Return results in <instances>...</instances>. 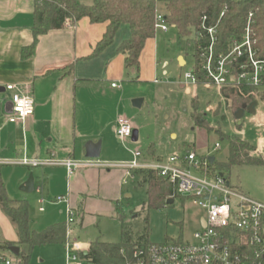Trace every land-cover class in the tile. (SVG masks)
Returning <instances> with one entry per match:
<instances>
[{"label": "rangeland", "instance_id": "rangeland-1", "mask_svg": "<svg viewBox=\"0 0 264 264\" xmlns=\"http://www.w3.org/2000/svg\"><path fill=\"white\" fill-rule=\"evenodd\" d=\"M128 34V27L122 25L114 41H122ZM192 53V44L186 38H179L175 29L168 28L165 33L157 31L140 55L138 70L126 69L123 78L115 81L121 86L124 97L114 115L117 120L126 119L130 122L132 131L137 133V140L129 138L121 141L109 131L104 136V148L96 161L108 165L111 171V177L100 193L112 202L98 203L96 206L105 209L83 215L81 225V213L73 210L74 225L70 229V240L82 250L95 241L119 243L122 226L129 228L135 239L147 235L151 244L181 239L187 241L199 228L203 210L181 196L160 209H148L147 186L141 183L140 174L138 171L126 174L124 169L133 161L136 153L140 154L137 159L139 164L157 162V157L165 162L171 155H183L187 151L194 152L201 160L213 157L216 162H225L228 155L227 140L215 131L207 132L193 123L192 101H197L198 110L205 114L210 128L225 136L235 135L244 139L264 159V103L257 102L253 113L244 112L240 120L241 128H237L233 111L225 106L215 88L185 83L183 74L193 63ZM179 59L186 61V67L179 63ZM262 91L264 88L259 90ZM135 100L142 101L139 108L133 106ZM216 143L220 145L217 151L214 150ZM213 169L216 170V167ZM56 170L50 169L44 173L42 180H47L49 175V178H56L57 182L48 186L43 206L37 204L38 196L34 193L26 196L30 226L37 231L57 223L65 224L67 220L66 204L51 202L66 197L54 194L60 185L65 188L63 173ZM224 174L232 187L255 200L264 201V166L235 167ZM91 206L95 207V204L91 202ZM39 208H43V213L38 211ZM22 251L26 252L27 248L23 247ZM5 255L11 258L12 264H16V256L8 252ZM0 264L5 262L0 260ZM29 264H65V249L59 245L35 247L31 251Z\"/></svg>", "mask_w": 264, "mask_h": 264}, {"label": "crops", "instance_id": "crops-1", "mask_svg": "<svg viewBox=\"0 0 264 264\" xmlns=\"http://www.w3.org/2000/svg\"><path fill=\"white\" fill-rule=\"evenodd\" d=\"M33 12L34 0H0V177L9 199L26 201V196L34 193L38 196L37 204L43 206L48 186L57 182L49 175L47 180H42L44 173L57 169L63 173L65 188L60 185L54 194L66 195L63 197L66 201L61 203L66 204V209L81 213V225L83 215L105 209L96 205L112 202L100 193L111 171L108 165L96 159H86L84 145L100 142L101 154L104 136L108 131L115 133L119 119L114 113L124 94L119 84L111 85L126 73L124 56L117 52L123 40L114 41L101 54L91 57L106 25L91 24L86 18L67 20L62 28L38 36L32 55L22 58V49L34 42ZM6 86H13L14 90L8 91ZM114 90L118 92L112 93ZM14 94L29 96L33 101L34 113L24 122H8ZM23 159L40 162L90 160L99 166L80 169L68 176L61 166H22ZM156 159L160 161L161 157ZM30 174L34 179V191L26 194L19 187ZM38 211L43 213V208ZM4 242L22 251L16 228L0 208V243ZM59 246L64 248V245ZM5 252L8 249L0 250V260L6 257ZM9 260L12 262L11 258Z\"/></svg>", "mask_w": 264, "mask_h": 264}, {"label": "trees", "instance_id": "trees-1", "mask_svg": "<svg viewBox=\"0 0 264 264\" xmlns=\"http://www.w3.org/2000/svg\"><path fill=\"white\" fill-rule=\"evenodd\" d=\"M161 10L170 28L175 29L179 38H186L192 44L195 52V62L198 63L197 47H205L207 41H196L194 36L199 31L200 19L206 17L207 26H217L218 45L216 52L228 48L232 38L239 39L248 21L254 49L260 57H264V0H34V42L21 51V57L31 56L38 36L60 29L65 21L86 18L91 24H105V32L96 44L91 57L98 56L110 47L122 25L129 29V37L123 40L117 52L124 56L126 69H137L140 55L147 41L154 39V17L156 9ZM222 15V16H221ZM250 17V19H249ZM197 67V66H196ZM198 84L205 79L197 68ZM221 96L225 106L233 111L237 128H241L235 114L243 105L264 103V92L255 88L241 87L238 89H222ZM191 118L193 123L207 132L215 131L228 142V155L225 162L209 163L212 174H223L232 168L248 165L264 166V159L255 153V148L244 139L235 136H225L220 131L208 126L205 114L198 110L197 101H192ZM214 115H217L215 113ZM223 118V117H222ZM214 166L216 170L213 169ZM141 183L147 186V208L160 209L167 200H174V186L153 170H140ZM0 208L4 215L16 228L18 245L26 247L15 258L16 264H29L33 248L46 245H64L65 224L57 223L41 232L30 228L28 203L22 200H11L7 197L5 186L0 177ZM151 243L147 235L134 238L130 229L122 226L119 243L110 244L91 242L86 247V255L80 257L89 264H128L132 263V252L136 247H147ZM12 244L0 243V250L7 251Z\"/></svg>", "mask_w": 264, "mask_h": 264}, {"label": "built area", "instance_id": "built-area-1", "mask_svg": "<svg viewBox=\"0 0 264 264\" xmlns=\"http://www.w3.org/2000/svg\"><path fill=\"white\" fill-rule=\"evenodd\" d=\"M160 1L154 0L157 6ZM164 18V14L157 8L154 17L155 32L168 31L169 26ZM249 23L248 21L239 39L232 38L226 50L216 52L217 26H207L206 17H202L194 38L196 41L205 39L207 45L204 48L200 45L197 47L198 63L195 62L193 51V63L183 74L185 83L199 85L196 75L199 68L205 79L202 85L215 88L220 96L222 89L251 87L259 91L264 88V57H260L254 49ZM111 87H116V84ZM6 90L12 91L14 87L6 86ZM33 113L31 97L21 94L12 96L8 122H24ZM132 132L128 120L117 121L115 133L121 141L132 138ZM219 149L220 145L216 143L214 150ZM139 157V153L134 154L133 161L124 167L126 174L140 170L158 172L174 186L173 197L181 196L190 200L203 210L204 216L200 218L199 228L189 240L136 247L132 252L133 262L128 264H264V201L255 200L232 187L223 174H212L208 168V158L198 159L194 152L187 151L181 156L172 155L165 162L150 164L137 163ZM20 165L61 166L68 176L80 169L99 166L90 160L71 159L44 162L23 159ZM65 201V198L59 197L52 203ZM201 220L204 222L203 226ZM73 224V211L67 208L65 264H89L80 257L86 250L69 240ZM1 260L5 264H12L6 257Z\"/></svg>", "mask_w": 264, "mask_h": 264}, {"label": "water", "instance_id": "water-1", "mask_svg": "<svg viewBox=\"0 0 264 264\" xmlns=\"http://www.w3.org/2000/svg\"><path fill=\"white\" fill-rule=\"evenodd\" d=\"M182 62L184 64L183 59H179V63H182ZM132 104H133V106L139 108L142 104V101L141 100H135L132 102ZM255 105H249V106L243 105L241 107V109L236 112L235 118L238 120V124H241L240 120H241L244 112L253 113V109H254ZM132 141H136V132L135 131L132 132ZM84 148H85V158L86 159L94 160V159H98L100 157V142H96V143L87 142L84 145ZM208 161L210 164H212L215 161V159L213 157H208ZM19 190L23 193H26V194H30L34 191V179H33L32 174H30L28 176L27 180L19 187ZM172 202H173V200L170 199V200L166 201V204H171ZM201 224H202V226L204 225L203 220H201ZM8 252L10 254H12L13 256L17 257L19 255V248L15 247V246H11L8 248ZM83 254L86 255V251Z\"/></svg>", "mask_w": 264, "mask_h": 264}, {"label": "bare ground", "instance_id": "bare-ground-1", "mask_svg": "<svg viewBox=\"0 0 264 264\" xmlns=\"http://www.w3.org/2000/svg\"><path fill=\"white\" fill-rule=\"evenodd\" d=\"M183 63V62H182Z\"/></svg>", "mask_w": 264, "mask_h": 264}]
</instances>
